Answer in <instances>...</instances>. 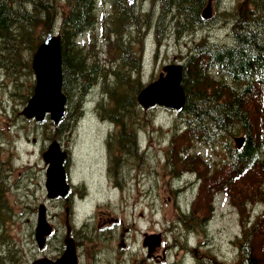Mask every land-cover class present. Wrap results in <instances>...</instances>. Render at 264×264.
Wrapping results in <instances>:
<instances>
[{"label":"trees","instance_id":"16d2710c","mask_svg":"<svg viewBox=\"0 0 264 264\" xmlns=\"http://www.w3.org/2000/svg\"><path fill=\"white\" fill-rule=\"evenodd\" d=\"M207 1L0 0V70L15 78L32 75L34 51L44 35L57 31L62 40V89L67 110L53 134L60 137L75 125L84 112L85 98L100 85L102 97L97 104L101 114L117 124L108 144L112 147V139H117L119 150L138 156L140 140L133 127L142 118L137 96L145 83L142 52L134 48L135 43L142 42L151 27L159 46L163 32L165 37L171 32L179 37L183 31L193 32L207 24L202 14ZM224 15L231 20L227 41L203 36L181 52L186 98L178 112L181 121L173 131L192 143L222 148V165L217 161L212 167L198 154L184 157L185 150L181 164L204 177L200 186V190L205 189L204 195L211 194L212 183L217 184L222 177L213 175L211 169L229 173L233 180L228 182L227 190L240 205L243 224L234 240L238 248L235 264H264V210L248 220L244 197L240 198L260 197L264 206V122L257 124L255 120V112L264 107V0H239ZM99 25L102 33L111 37L116 52L112 66H102L94 47L81 40ZM93 53L96 57L94 54L89 63ZM30 86L27 90L32 94L34 83ZM239 134L244 137L241 146L234 140ZM179 144L183 149L186 146L182 141ZM4 188L0 180V197ZM4 202L0 200V213L7 214ZM196 214L192 205L187 217ZM61 229L56 235L58 251L64 247ZM17 255L11 249L2 251L0 264H16ZM199 264L225 263L209 255L205 261L199 258Z\"/></svg>","mask_w":264,"mask_h":264},{"label":"rangeland","instance_id":"374dc122","mask_svg":"<svg viewBox=\"0 0 264 264\" xmlns=\"http://www.w3.org/2000/svg\"><path fill=\"white\" fill-rule=\"evenodd\" d=\"M238 1L212 0V17L207 24L193 32L183 31L179 37L172 32L165 37L163 32L159 46L152 27L147 29L143 41L134 46L142 52L144 83L156 79L164 64L183 62L181 52L201 37L227 41L231 20L225 18L224 12L233 10ZM143 6L150 9L148 5ZM100 27L81 40L85 41H82L83 44L94 47L102 66H112L116 62V52L111 46V37L102 33ZM94 54L89 56V63L96 57V54L93 57ZM33 83L34 74L15 78L7 71L0 70V132L3 134L2 146L5 150L0 152V158H4L6 165L3 168L5 188L1 199H5L3 209L7 212L0 213V227H3L0 240L3 242L10 239L14 245L17 241L25 262L33 260L38 252L34 234L37 206L47 199L46 164L42 151L54 138L58 139L53 134L57 124L49 116L38 122L36 119H26L22 113L27 102L25 95H31L27 89ZM101 97V86L97 85L86 97V109L79 122L59 137L64 147L71 150L73 169L80 172L81 180H86L85 186L81 188L83 200L79 198L73 205L65 200L48 201V222H63L65 213L73 208L77 220L78 217L88 218L87 226L92 231L100 227L109 238L111 232L117 234L112 243L109 238L93 237L102 241L105 252L113 244L121 256L135 254L137 259H141L147 252L143 244L144 232L157 234L159 231L163 233L165 228L169 230L168 224H175V217L180 216V207L189 210L193 205L198 215L187 217L186 221L192 225L187 224L186 228L174 234L179 237L181 233L183 236L184 233L188 234L190 242L196 244L200 251L211 253L222 263L235 264L238 248L234 240L241 233L243 224L240 205L233 201L232 194L227 190L228 182L233 179L223 170L211 169L213 175L222 177L217 184L212 183L211 194L204 195L205 189L200 190L204 177L198 173L196 176L191 175L195 170H188V167L181 164L182 150H185L184 157L191 153L198 154L215 167L217 161L221 164L224 159L219 156L221 147L192 143L179 132L173 131L175 124L182 118L176 110L159 105L145 110L141 107L142 118L133 127L138 132L142 146L139 149L140 155L120 152L119 158L123 161L119 166L114 163V166L125 169V186L120 189L111 187L103 172L107 163L105 155L108 151H118L120 142L112 139V147L108 144V133L116 125L102 116L103 112L97 104ZM255 120L257 124L264 122V107L255 112ZM176 135L178 142L173 145ZM117 138L120 136L117 135ZM179 141L186 145L184 149ZM115 160H118L117 157H114ZM192 179L195 183L191 186ZM241 196L244 197L246 219H253L264 210L260 197L251 200L248 195ZM85 198L88 201L84 202ZM67 220L70 222L69 217ZM193 225L192 231H188V227ZM170 237L172 239L171 234ZM123 241L127 245L124 252ZM58 244L56 234L49 236L48 248L55 250ZM163 249L157 247L155 252L161 254ZM191 262L192 259L187 260V264Z\"/></svg>","mask_w":264,"mask_h":264},{"label":"water","instance_id":"95a60500","mask_svg":"<svg viewBox=\"0 0 264 264\" xmlns=\"http://www.w3.org/2000/svg\"><path fill=\"white\" fill-rule=\"evenodd\" d=\"M203 16L210 18L212 4L209 0L203 9ZM61 36L55 32H49L38 45L33 54L32 66L35 74L34 92L30 96L22 113L28 118L42 121L47 114L59 122L66 113L67 98L62 90V52ZM183 64L168 63L163 66L157 79L149 82L138 94V102L144 108L154 105L182 110L185 103V89L182 85ZM240 143L242 140L237 139ZM44 162L47 164L45 186L50 198L64 196L68 193L70 185L67 181L65 160L67 151L63 150L57 140H53L42 153ZM52 230L47 220V208L44 203L38 207V217L35 228L37 242L43 247L46 235ZM65 249L57 258L47 256L34 259L31 264H77L76 246L73 238L65 236ZM160 243V238L148 235L144 244L151 251L154 245Z\"/></svg>","mask_w":264,"mask_h":264},{"label":"flooded vegetation","instance_id":"af4514ba","mask_svg":"<svg viewBox=\"0 0 264 264\" xmlns=\"http://www.w3.org/2000/svg\"><path fill=\"white\" fill-rule=\"evenodd\" d=\"M3 134L0 132V152L5 151L3 149ZM69 157L66 162L67 167V173H68V179L70 181L71 187L69 190V193L66 196L63 197H57L54 198L51 201H58V200H65L69 204L73 205L75 202L79 199L83 200L84 194L81 192V188L85 186V182L81 180L79 177V171H76V169H73L72 167V156H71V150L69 149ZM125 152L124 150H119L116 152L108 151L105 155L106 158V165L103 170L105 178L109 181V184L111 187H116L117 189H120V187L125 186V169H117L116 172L113 171L114 163H116V166H119L122 159H118L114 161V157H120V152ZM122 160V161H121ZM114 161V162H113ZM129 168H131V163L129 162ZM4 158H0V180L3 181V168H4ZM120 175L118 178L117 176ZM2 195V193H1ZM2 196L0 197L1 200ZM88 201L86 198L84 199V202ZM70 205V206H71ZM180 216L175 217V221L173 223L175 224H168L169 230L165 228L164 232L162 233L159 231L157 234L161 235L162 237V243L158 246H154L151 251H149V248L144 246L145 250L147 251L145 256H143L141 259H137L135 257V254L128 255L127 257L121 256V253L116 251V247L113 244H110V247L106 250V252L102 249V241L93 239V237L98 236L103 238H109L106 236L105 232L100 228H96L94 231H92L87 226V219L79 220L80 217H78V220L75 218L74 215V209L68 210L67 217L70 218L71 223V235L74 239L75 245H76V252H77V264H186V258L187 253H190L191 258L193 262L191 264H199V258H202L204 261L209 257V255H212L211 253H207L205 251H200L199 248L196 247V244L190 242L188 234L184 233V236L181 233V237H179L176 233H179V230L186 228V225H192V223H187L185 220L186 213L190 214L191 211H185L183 207H180ZM100 213V212H99ZM98 213V214H99ZM97 214V215H98ZM187 214V215H188ZM2 228L0 227V234L2 233ZM169 231V233H168ZM168 233V234H167ZM111 237L108 239H112L111 243L114 241V239L117 237L116 233L111 232ZM145 234V232H144ZM171 234V237L169 238V235ZM185 240H187V243L190 246H193L192 251L190 248H186ZM49 243V236L46 239V245L42 248L38 246L36 243V254L35 257L41 256V255H48L52 256L54 253H56V250H52L48 248ZM14 245V242H11V240H3V242L0 240V256L2 255V251H8L12 250L15 251L17 255V263L16 264H29L26 263L21 255V249L20 247ZM207 245V243H206ZM123 252L127 249V245L125 244V241H123ZM157 247H164L162 250V253H156L155 250ZM48 248V249H47ZM8 249V250H7Z\"/></svg>","mask_w":264,"mask_h":264}]
</instances>
